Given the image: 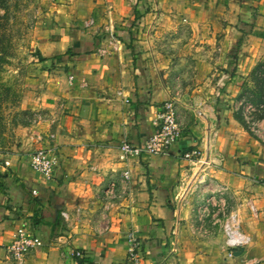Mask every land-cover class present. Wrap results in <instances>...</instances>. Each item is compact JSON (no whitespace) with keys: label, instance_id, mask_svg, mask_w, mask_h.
I'll list each match as a JSON object with an SVG mask.
<instances>
[{"label":"crops","instance_id":"1","mask_svg":"<svg viewBox=\"0 0 264 264\" xmlns=\"http://www.w3.org/2000/svg\"><path fill=\"white\" fill-rule=\"evenodd\" d=\"M181 27L192 33L178 54L195 55L199 81L177 98L171 54L154 40ZM180 41L173 34L172 46ZM34 48L35 90L19 107L48 117L18 125L16 143L0 149V264H128L130 236L148 264H264V117L250 130L236 107L264 61V0H53ZM170 98L181 137L163 154H124ZM37 150L57 159L49 178L30 166ZM188 150L213 164L198 169ZM204 171L209 184L198 182ZM211 196L225 205L201 228L195 209ZM230 212L244 248L226 243ZM22 225L41 244L15 259Z\"/></svg>","mask_w":264,"mask_h":264},{"label":"rangeland","instance_id":"2","mask_svg":"<svg viewBox=\"0 0 264 264\" xmlns=\"http://www.w3.org/2000/svg\"><path fill=\"white\" fill-rule=\"evenodd\" d=\"M52 3L53 0H0V149L10 148L16 143L15 129L18 125L31 124L48 117L42 109L22 110L19 101L28 89L35 90V86L29 85L35 62L34 39L44 29L45 22L49 21ZM191 33V29L181 27L175 33L166 31L159 40H154L171 54L166 57V72L171 91L177 98L187 97L199 81L195 55L178 54L183 41ZM173 34L181 37L175 46H172ZM240 114L249 127L247 119L242 112ZM262 114L264 106L254 111L252 117Z\"/></svg>","mask_w":264,"mask_h":264},{"label":"built area","instance_id":"3","mask_svg":"<svg viewBox=\"0 0 264 264\" xmlns=\"http://www.w3.org/2000/svg\"><path fill=\"white\" fill-rule=\"evenodd\" d=\"M90 24L91 21L85 22V26H89ZM236 107L238 111L242 112L244 118L247 119L246 122H248V128H250V130H254L256 126V119L252 117V113L256 110H260L263 105L254 104L247 99V97H243L237 103ZM181 134L182 128L177 117L176 101L174 98H170L164 101L160 106L157 113L155 129L144 140V142L134 147L128 144H123L121 148L124 154L131 152L136 154H140L142 152L148 154H163L181 137ZM183 157L190 160L193 163V166H197L198 164V169L205 170L203 168L204 165L213 164L206 159L200 160L197 152L193 150L184 152ZM56 165L57 159L55 157L48 156L47 153L42 150H37L31 153L30 166L34 170L44 174L47 178L52 175ZM198 182L202 184L208 182L209 184L211 183V177H209L206 171H204L199 176ZM218 190L221 194H223L227 188L225 186H220L218 187ZM217 201L221 202L223 206L225 205L224 198L211 196L209 198H204L203 201L196 206V218L199 221L201 228H203V223L210 214L211 206H214ZM250 207L255 212L254 206L251 205ZM222 228L226 235V243L230 250H236L248 244L249 237L241 231L239 219L235 213L230 212L227 214L223 220ZM235 231H238V234L239 231L243 233L239 234L242 235V238L234 239ZM244 235L246 236V239L243 238ZM40 244L41 241L39 238L31 234L28 227L22 225L13 233L9 246V252L13 258L23 259ZM73 255L80 257L82 253L79 250H74ZM127 262L128 264H148L141 253L140 242L132 236L129 237Z\"/></svg>","mask_w":264,"mask_h":264},{"label":"trees","instance_id":"4","mask_svg":"<svg viewBox=\"0 0 264 264\" xmlns=\"http://www.w3.org/2000/svg\"><path fill=\"white\" fill-rule=\"evenodd\" d=\"M41 59L37 54L34 56V61ZM252 80L254 82V87L252 90L248 91L246 90L244 93L247 95V98L257 105H263L264 106V61L259 62L254 70L252 71ZM243 93V94H244ZM261 117H264V114L260 115ZM239 120L244 124L245 128H247L245 122L243 121V118L240 116H237Z\"/></svg>","mask_w":264,"mask_h":264},{"label":"bare ground","instance_id":"5","mask_svg":"<svg viewBox=\"0 0 264 264\" xmlns=\"http://www.w3.org/2000/svg\"><path fill=\"white\" fill-rule=\"evenodd\" d=\"M239 234H243V233H241V232L239 231ZM239 234H238V231H235V232H234V239H236V238H242V235H239ZM243 238L246 239V236L244 235Z\"/></svg>","mask_w":264,"mask_h":264}]
</instances>
